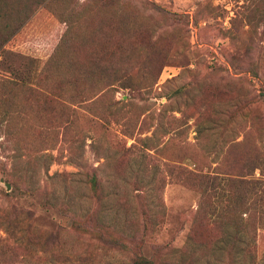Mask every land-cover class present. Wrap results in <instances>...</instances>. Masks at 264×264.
Listing matches in <instances>:
<instances>
[{
  "label": "rangeland",
  "instance_id": "374dc122",
  "mask_svg": "<svg viewBox=\"0 0 264 264\" xmlns=\"http://www.w3.org/2000/svg\"><path fill=\"white\" fill-rule=\"evenodd\" d=\"M12 6L35 11L0 57V236L22 242L16 264H264L246 185L264 181V0ZM4 209L30 212L39 238L5 233ZM219 215L244 235L232 254L230 235L213 244Z\"/></svg>",
  "mask_w": 264,
  "mask_h": 264
},
{
  "label": "trees",
  "instance_id": "16d2710c",
  "mask_svg": "<svg viewBox=\"0 0 264 264\" xmlns=\"http://www.w3.org/2000/svg\"><path fill=\"white\" fill-rule=\"evenodd\" d=\"M12 1L13 0H0V57L4 54V52H6V48L8 44L24 28V26L26 25V20H28V18H30V16L35 12L34 10L28 9L27 13L24 16L26 18H17L16 16L17 15L20 16L23 10L20 9V11H18L16 15L15 8L13 9V6H12ZM247 169H248V166H247ZM257 169L258 167L255 166L254 162H252L248 175H253V173ZM261 175L264 176L263 174ZM205 176L207 177L208 175H205ZM214 179L213 177L209 178L211 184L213 185H215L214 181H216L217 178H214ZM240 183L243 184L245 182L240 181ZM246 185H248V190L250 193L251 207L253 209L257 207H261L264 213V181L258 178L257 179L251 178L250 180L246 181ZM220 198H218L220 201L225 200V199L227 200L228 205H226L224 210L235 211L239 207L234 202V200H238V198H240L238 194L234 198L227 196L225 194H222ZM1 212L6 213L7 209H4ZM9 213L10 214L6 213L7 228L5 229L6 231L5 233L9 235L10 233H13L14 230L17 231V230L22 229L23 240L26 239V236L29 242L34 241L35 239L39 238V235L37 234L31 236L32 232L34 231L33 229L35 227L33 225V222L29 221V217L31 219L30 212L24 211V210H11ZM227 219H228L227 215L218 216V224H221L223 229L221 231L220 239L217 240L213 244L214 246L217 245L218 243L221 242V240L225 236L227 238L230 235L231 237H229L230 240L225 250H227L228 254H232L237 250L239 243L243 241L244 235L240 233L241 231L240 229L234 230V232H231V234L228 233L230 230L227 228L226 223H224V222H228ZM47 236L52 239L51 249H53V246L54 248L60 246V244L58 245L59 239H60L59 234L58 235L47 234ZM188 240H189V244L193 246H202L201 244H203L201 242L196 241L194 238V235L193 236L191 235V243H190V238ZM22 246H23L22 242H17V241L15 242L9 238H3L2 236H0V264H16L18 261L17 260L18 257L21 255L20 251L23 250L21 248ZM59 255L63 256L64 252L60 251ZM190 262L191 264H194L193 261H190ZM126 264H154V262L150 259H146L140 253V254H136V257L131 262H128Z\"/></svg>",
  "mask_w": 264,
  "mask_h": 264
},
{
  "label": "water",
  "instance_id": "95a60500",
  "mask_svg": "<svg viewBox=\"0 0 264 264\" xmlns=\"http://www.w3.org/2000/svg\"><path fill=\"white\" fill-rule=\"evenodd\" d=\"M6 186H7L8 191L11 190V184L6 183Z\"/></svg>",
  "mask_w": 264,
  "mask_h": 264
}]
</instances>
